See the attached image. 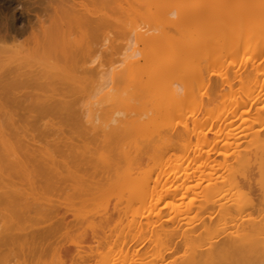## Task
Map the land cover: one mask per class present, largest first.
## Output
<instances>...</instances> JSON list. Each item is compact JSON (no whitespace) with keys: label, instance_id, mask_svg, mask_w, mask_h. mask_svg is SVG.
I'll return each mask as SVG.
<instances>
[{"label":"bare ground","instance_id":"obj_1","mask_svg":"<svg viewBox=\"0 0 264 264\" xmlns=\"http://www.w3.org/2000/svg\"><path fill=\"white\" fill-rule=\"evenodd\" d=\"M159 14L146 30L134 28L132 36L141 49L119 61L122 67L113 74L105 106L88 122L104 146H118L110 139L128 141L116 158L96 155L103 177L95 184L104 185L87 188L89 181L80 175L82 169L98 170L95 152L88 148L64 145L71 161L58 163L51 153L36 159L18 136L0 135V169L4 159L16 181L3 186L0 206L21 208L25 194L18 184L33 189L38 177L56 189L71 183L74 193H85L90 202L111 190L126 213L132 207L144 211L143 230L150 238L141 233L132 242L143 236L142 243L154 244L143 255L118 254L116 261L157 264L180 241L189 254L179 264H220L258 229L251 216L242 221L248 208L240 179L245 180L251 162L262 177L264 172V0H236L211 14L202 5ZM16 20L9 24L0 17L3 41L20 34ZM44 111L64 115L49 125L61 134L65 128L69 137L80 127L65 102ZM132 154L145 157L152 167L144 171ZM228 223L235 231L227 243H213L226 233ZM129 224L135 230L137 222Z\"/></svg>","mask_w":264,"mask_h":264},{"label":"rangeland","instance_id":"obj_2","mask_svg":"<svg viewBox=\"0 0 264 264\" xmlns=\"http://www.w3.org/2000/svg\"><path fill=\"white\" fill-rule=\"evenodd\" d=\"M234 2L0 0V17L7 18L9 24L19 18L16 21L21 28L20 34H11L4 41L0 34V135L18 136L19 144L32 150L36 159L38 155L44 159L51 153L58 163L71 161L64 145L94 151L93 165L98 167L97 172L82 169L80 175L89 181L87 188H101L104 184H95L103 177L96 155L110 154L116 158L128 141L110 139L118 146H104L88 122L94 119L91 115L95 110L105 106L104 95L110 91L113 74L122 67L119 61L141 49L132 36L134 28L146 30L158 22L160 12L179 7L202 5L211 14ZM62 102L71 107V119L80 126L69 137L67 129L62 128L65 133L61 134L49 127L50 123H59L64 115L44 111L46 106ZM130 158L144 171L152 167L145 157L132 154ZM3 163L0 193L6 191L3 186L10 187V182H16L6 170L4 159ZM257 167L251 162L244 171L245 180L240 179L241 194L248 208L242 221L251 216L258 222L257 232L247 234L237 252L221 259L220 264H264V172L262 177ZM90 183L95 185L88 186ZM18 186L25 194L20 202L22 207L5 203L0 206V235L4 236L0 264H132L129 260L116 261L118 254L125 257L138 251L143 255L154 248L148 240L142 243L143 236L132 242L141 233L145 239L150 238V233L143 230L144 211L132 207L126 213V207L111 190H104L90 202L92 198L84 197L85 193L75 194L68 182L56 189L38 177L33 189L26 183ZM133 219L137 222L135 230L129 224ZM234 231L228 223L226 233L212 242L223 245ZM171 249L163 262L157 264H179L189 254L180 241H175ZM143 261L134 264H148L150 260Z\"/></svg>","mask_w":264,"mask_h":264}]
</instances>
